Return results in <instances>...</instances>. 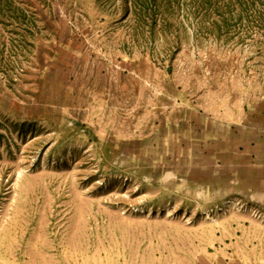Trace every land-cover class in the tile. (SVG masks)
<instances>
[{
  "label": "rangeland",
  "instance_id": "rangeland-1",
  "mask_svg": "<svg viewBox=\"0 0 264 264\" xmlns=\"http://www.w3.org/2000/svg\"><path fill=\"white\" fill-rule=\"evenodd\" d=\"M178 1L156 0L162 27L143 0H0V264H40V251L56 247L118 261L128 246L168 236L158 220L184 223L234 195L264 208L253 191L227 185L218 201L163 197L210 172L234 173L227 163L174 162L162 140L170 113L191 107L264 129V19L194 34L190 2ZM134 2L147 23L124 13ZM233 217L264 226L236 213L219 220Z\"/></svg>",
  "mask_w": 264,
  "mask_h": 264
},
{
  "label": "crops",
  "instance_id": "crops-1",
  "mask_svg": "<svg viewBox=\"0 0 264 264\" xmlns=\"http://www.w3.org/2000/svg\"><path fill=\"white\" fill-rule=\"evenodd\" d=\"M205 114L203 110L191 107L181 111L178 119L170 113V121L163 123L162 140L173 148L174 162L216 161L214 164L218 168H225L227 163L234 173L215 178L210 172L200 178L201 182L193 180L190 186L183 187V193L174 188L166 192L168 196H163L165 191L159 190L158 197H174L179 201V195H183L180 201L184 203L204 202L203 199L211 192V201H218L224 195L221 194L224 192L222 188L227 185L226 192L250 190L258 199L264 200V129L241 123L217 122ZM212 156L215 158H209ZM204 169L211 170V167ZM186 182L189 184L188 180ZM177 204L175 202V207ZM156 223L157 226L171 228L168 236L160 238L154 235L151 238L153 244L146 247L128 246L122 258L127 264H264V226L250 220L233 217L218 220L213 225L200 221L192 226L172 220H158ZM73 249L65 252V248L59 250L56 247L55 254L42 249L40 264L123 263L122 259L115 261L120 258L108 256L100 262L87 258L81 260Z\"/></svg>",
  "mask_w": 264,
  "mask_h": 264
},
{
  "label": "trees",
  "instance_id": "trees-1",
  "mask_svg": "<svg viewBox=\"0 0 264 264\" xmlns=\"http://www.w3.org/2000/svg\"><path fill=\"white\" fill-rule=\"evenodd\" d=\"M191 5L193 16L195 19L194 34L199 33L202 30L207 31V33L214 35H219L222 32H230V29H235L236 24L233 20H238L242 17L250 16L253 17L252 20H248V24L256 22L257 19H264V8H256V4H264V0H188ZM137 3V0H135ZM130 10L125 4L124 13L131 12L132 16L135 17L136 21H144L147 23L148 17L145 16L147 8L142 9L139 5L135 4ZM156 0H143L144 6L148 3H152L154 8L158 9V16L162 17L161 11H159L160 6L156 5ZM126 3V0L125 2ZM175 4L178 7L179 1L175 0ZM138 7V8H137ZM130 13V14H131ZM253 13V15H252ZM136 15V16H135ZM144 15V16H143ZM145 19V20H144ZM152 19V18H150ZM156 17H153V21H156ZM162 19V27L166 23L165 18ZM232 23V24H231Z\"/></svg>",
  "mask_w": 264,
  "mask_h": 264
},
{
  "label": "built area",
  "instance_id": "built-area-1",
  "mask_svg": "<svg viewBox=\"0 0 264 264\" xmlns=\"http://www.w3.org/2000/svg\"><path fill=\"white\" fill-rule=\"evenodd\" d=\"M132 210L134 212H143V209L138 207H134ZM149 210L151 211V208ZM232 213L246 215L250 219L264 225L263 206L258 205L250 197L237 195L229 196L202 209H195L193 215H183L182 217H184V224L190 226L196 220L216 223L221 217Z\"/></svg>",
  "mask_w": 264,
  "mask_h": 264
}]
</instances>
